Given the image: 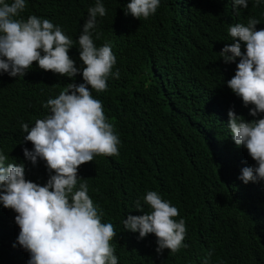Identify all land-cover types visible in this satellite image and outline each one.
<instances>
[{"label":"trees","instance_id":"trees-1","mask_svg":"<svg viewBox=\"0 0 264 264\" xmlns=\"http://www.w3.org/2000/svg\"><path fill=\"white\" fill-rule=\"evenodd\" d=\"M10 3L11 0H5ZM97 0H26L22 17L36 15L60 26L73 41L69 56L78 68V38ZM106 9L97 16L93 40L108 43L116 56L107 89L92 90L102 102L105 116L119 138L115 156H95L78 169L79 183L111 223L116 236L110 242L118 264H264V181L243 183L244 167H256L243 146H237L228 127L229 110L246 122L254 105L244 106L227 87L236 71L219 52L232 43L228 34L236 23L260 21L264 29V3L233 10L232 0H160L148 19L125 15L130 0H100ZM99 34V38H97ZM242 44V51H244ZM82 72L74 78L41 70L34 62L24 76L0 72V152L7 164H23L25 178L41 186L50 178L43 160L33 164L23 149H33L21 128L34 126L68 83H83ZM90 88V86H89ZM156 191L179 210L185 220L187 248L175 254H158L156 237L125 229L128 215L150 212L143 197ZM141 209L137 210L136 202ZM17 213L0 203V264H28L30 253L18 243Z\"/></svg>","mask_w":264,"mask_h":264},{"label":"clouds","instance_id":"clouds-1","mask_svg":"<svg viewBox=\"0 0 264 264\" xmlns=\"http://www.w3.org/2000/svg\"><path fill=\"white\" fill-rule=\"evenodd\" d=\"M233 10L239 15L240 8H248V0H232ZM264 0H255L256 6ZM160 6V0H130L125 15L148 19ZM26 0H0V72L12 77L24 76L38 63L41 70L60 76L74 78L82 72L83 83H68L56 98L44 105L49 114L37 119L29 128L22 123L33 149H23L25 158L33 164L38 159L46 162L50 175L43 186L25 178L23 164H7L6 155L0 152V203L14 210L19 226L18 243L30 253L28 264H118L114 247L110 243L116 236L111 223H102V213L88 195L86 182L79 183L78 169L92 162L95 156L119 154L118 136L108 122L102 102L94 99L92 90L107 89L110 75L114 74L116 56L108 43L97 47L93 31L97 16L103 17L106 9L100 0L88 9V19L78 38L79 58L83 67L78 68L69 56L73 41L60 26L48 19L22 13ZM260 21L249 18L247 25L236 23L228 34L231 44L219 52L227 63H235V75L227 81V87L240 97L244 106L254 105L250 115L264 113V29L257 30ZM99 38V34H97ZM242 44L244 51H242ZM90 86V88H89ZM228 127L234 143L247 149L256 167H244L238 177L243 183L264 181V118L246 122L235 111L228 112ZM150 212L128 215L123 220L125 229L138 232L139 238L154 234L158 247L156 252L168 249L175 254L188 245L185 220L174 219L179 215L177 207L163 200L156 191H148L143 197ZM137 210L142 211L140 201ZM204 264H209V257Z\"/></svg>","mask_w":264,"mask_h":264}]
</instances>
